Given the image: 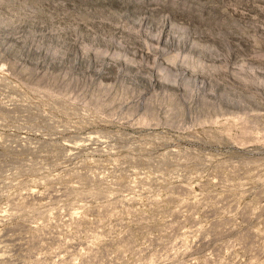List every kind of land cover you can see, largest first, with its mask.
I'll return each mask as SVG.
<instances>
[{"label":"rangeland","instance_id":"obj_1","mask_svg":"<svg viewBox=\"0 0 264 264\" xmlns=\"http://www.w3.org/2000/svg\"><path fill=\"white\" fill-rule=\"evenodd\" d=\"M0 264H264V0H0Z\"/></svg>","mask_w":264,"mask_h":264}]
</instances>
